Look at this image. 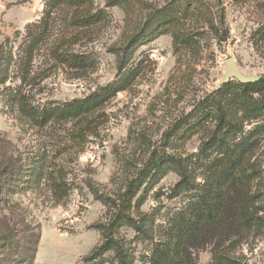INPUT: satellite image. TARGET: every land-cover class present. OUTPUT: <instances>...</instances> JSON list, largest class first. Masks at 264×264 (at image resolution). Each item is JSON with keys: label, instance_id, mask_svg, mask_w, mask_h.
Instances as JSON below:
<instances>
[{"label": "rangeland", "instance_id": "obj_1", "mask_svg": "<svg viewBox=\"0 0 264 264\" xmlns=\"http://www.w3.org/2000/svg\"><path fill=\"white\" fill-rule=\"evenodd\" d=\"M228 58L264 78V0H0V264H264V86H220ZM220 139L243 159L216 227Z\"/></svg>", "mask_w": 264, "mask_h": 264}, {"label": "trees", "instance_id": "obj_2", "mask_svg": "<svg viewBox=\"0 0 264 264\" xmlns=\"http://www.w3.org/2000/svg\"><path fill=\"white\" fill-rule=\"evenodd\" d=\"M210 25H212V29H216L214 22L210 21ZM218 33V32H217ZM220 33V32H219ZM259 86H264V78L256 83H248L241 85L242 88L248 89V88H257ZM224 86L223 88H225ZM222 88V89H223ZM119 92V89H109L105 90V92H99L94 93L88 96L85 99L81 100H74L68 104H65L63 106L54 107L51 109H47L42 113L43 116V123H49L52 120L57 121H78L81 122L80 125L83 126L84 121H88L89 117L91 115L94 116V114L100 109V107L108 100L114 97ZM219 117H220V125H232L229 121H227L224 110L219 107L218 109ZM89 129V128H86ZM81 129L79 130L80 136L79 138L83 139L85 135H87L88 130ZM222 139L219 140V142H211L210 147H218L219 149H225V153L223 156V160H221V168L219 170H215L214 175H216L220 182L218 184V199H214V205H210L212 201L209 202L208 199H205L204 205L200 207L199 210V222L201 223H207L210 225H215L216 227L221 225V223L224 221L222 219L223 215L222 212L227 208V205L229 203L228 196H233V189L237 185L236 176L237 173H239V170L242 169V159L243 155H238V149L237 146L229 145V142H221ZM230 148L233 149L232 152H234L233 155H231L232 152H230ZM227 151V152H226ZM242 171V170H241ZM195 186L191 184L190 181L187 180L186 176H183L181 182L176 186V189L179 190H192ZM227 189V190H226ZM232 208V207H231ZM226 221L229 222L235 221L236 219L240 218V210L238 207H234L231 210L226 212ZM243 213V212H242ZM230 218V219H229ZM202 225V224H201ZM200 225V226H201ZM205 225H203L204 227ZM110 244V243H109ZM114 247V246H113ZM191 259L190 257H188ZM124 259V258H123ZM173 258L165 257L162 258V260H157V264H186L183 259H180V262L177 261L176 263L173 262Z\"/></svg>", "mask_w": 264, "mask_h": 264}, {"label": "water", "instance_id": "obj_3", "mask_svg": "<svg viewBox=\"0 0 264 264\" xmlns=\"http://www.w3.org/2000/svg\"><path fill=\"white\" fill-rule=\"evenodd\" d=\"M226 69L223 80L220 82V86L229 83L233 78L242 84L254 83L258 79L253 76H245L238 68L235 59L228 58L225 60Z\"/></svg>", "mask_w": 264, "mask_h": 264}]
</instances>
